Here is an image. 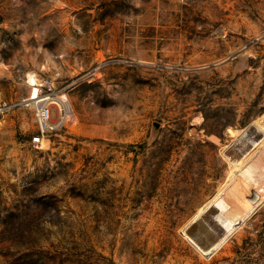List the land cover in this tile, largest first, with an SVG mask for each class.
<instances>
[{
	"label": "rangeland",
	"instance_id": "1",
	"mask_svg": "<svg viewBox=\"0 0 264 264\" xmlns=\"http://www.w3.org/2000/svg\"><path fill=\"white\" fill-rule=\"evenodd\" d=\"M30 74L69 104L38 144ZM0 99V264H264V202L185 231L263 118L264 0H0Z\"/></svg>",
	"mask_w": 264,
	"mask_h": 264
},
{
	"label": "bare ground",
	"instance_id": "2",
	"mask_svg": "<svg viewBox=\"0 0 264 264\" xmlns=\"http://www.w3.org/2000/svg\"><path fill=\"white\" fill-rule=\"evenodd\" d=\"M30 80L36 83L32 74ZM53 103L67 106L66 95H60L58 100L55 97ZM233 134V144L225 147L226 155L234 161L233 170L217 193L198 208L185 228L186 234L204 253L215 251L238 224L264 202V171H258L264 166V115L250 127L234 129ZM243 137L245 147L249 143L252 145L242 153L240 146L244 144L238 140ZM236 142L240 143L239 147L234 146Z\"/></svg>",
	"mask_w": 264,
	"mask_h": 264
},
{
	"label": "built area",
	"instance_id": "3",
	"mask_svg": "<svg viewBox=\"0 0 264 264\" xmlns=\"http://www.w3.org/2000/svg\"><path fill=\"white\" fill-rule=\"evenodd\" d=\"M36 79L37 83L35 85L38 86V92L27 100L28 104L34 108L38 126L37 133L32 136L34 144H38L41 141V137L45 136L48 131L58 128L69 112V104L62 107L58 105L60 108V117L58 120H53V108L57 105L53 103L55 97H57L55 95L56 89L47 77H36Z\"/></svg>",
	"mask_w": 264,
	"mask_h": 264
},
{
	"label": "water",
	"instance_id": "4",
	"mask_svg": "<svg viewBox=\"0 0 264 264\" xmlns=\"http://www.w3.org/2000/svg\"><path fill=\"white\" fill-rule=\"evenodd\" d=\"M251 125H249L250 127ZM239 225V224H238ZM213 252L205 253L207 256L211 255Z\"/></svg>",
	"mask_w": 264,
	"mask_h": 264
}]
</instances>
